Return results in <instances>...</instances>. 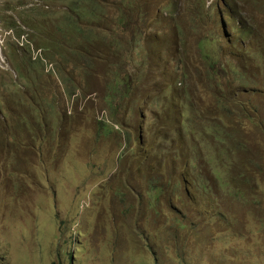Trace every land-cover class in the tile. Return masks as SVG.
<instances>
[{
    "label": "rangeland",
    "instance_id": "1",
    "mask_svg": "<svg viewBox=\"0 0 264 264\" xmlns=\"http://www.w3.org/2000/svg\"><path fill=\"white\" fill-rule=\"evenodd\" d=\"M98 1L0 0V264H264V86L245 84L262 39L226 27L232 0ZM236 3L264 32V0ZM209 119L251 164L204 160L212 192L183 216L144 177L188 160Z\"/></svg>",
    "mask_w": 264,
    "mask_h": 264
},
{
    "label": "trees",
    "instance_id": "2",
    "mask_svg": "<svg viewBox=\"0 0 264 264\" xmlns=\"http://www.w3.org/2000/svg\"><path fill=\"white\" fill-rule=\"evenodd\" d=\"M88 1L94 5L99 4L98 0H88ZM232 2L234 3V6H229L228 10L225 8L226 27L227 28L229 27L228 23L230 21L231 24L233 25L234 31L237 32V35H238L237 39L239 41H242V44L247 41L254 42L256 38L262 39L263 44H258L256 52H252V54L255 55V59H253V61L256 63H260L261 68L263 70L262 69L254 70V74H253L254 76H245L248 78V81H247L248 83H245V84H249L252 87H255L256 92L262 94V92H260L257 87L262 88L264 86V83L259 80V78L263 76H258L260 73H263L264 75V32L259 30L257 27L255 28V24L253 26L248 25L246 23L247 22L246 19H243V17H241V14H240L241 11L239 9V6L236 3V0H232ZM136 7L140 8L141 6L136 5ZM260 34L263 37H260L259 36ZM232 35H233L232 33L228 35V42L230 41V36ZM209 41L210 39L208 40L201 39L198 42V49L200 51L201 56L206 58L209 66L214 69V66L217 64L216 59H214V56L210 52H208L205 48L206 43H208ZM250 58L252 59V56ZM132 79L133 77L131 76H124V77H120L119 79L115 80V82L112 84V87L110 88L111 93L114 94L115 91L117 90V87L120 85H122L127 90V92L130 91L132 87L131 86ZM179 92H181V90H179ZM224 97H225L226 102H229L230 97H231V92L229 91L226 92L224 94ZM245 108H242V110L247 114L248 110ZM190 109L194 112L195 115H200V112L198 111L199 108L192 107ZM101 127H105L104 123H101ZM225 129H226V126L223 121L219 123L216 120L214 121L212 119H209L208 121L205 122L204 130H202V128L200 130L199 135L201 138H199V141L192 142L195 144H192L190 147L191 156L189 155L188 160L186 161L183 160L181 162H175L174 160L170 159L168 164H161V165H159L157 162H154L157 169L151 166L150 173L148 172L147 177H144V179H146V181L149 182L148 186L156 193V199L160 200V194H161L162 196L165 197L166 202H168L169 204L173 202V205H171V207L175 209L178 214L183 213V216L185 215L187 216V212L184 211L183 208H186L188 205L187 202L191 200L188 195L189 191L191 193L192 189L196 188L197 190H199V193L204 197H208L212 192V190H210V185L208 184V182H206L207 181L206 176L202 172H199L200 169L203 168L204 160L206 161L207 164H208V161H210V158H212L216 164L218 161L217 167L218 165H222L221 168L223 170H225V164L227 162L229 163L230 170L233 169V167L235 168L236 165H240L242 168H244V166H248L249 164H251V162L245 159L244 156L242 155L243 149L240 153L242 158L238 157L239 159L237 160H235L229 154L230 150L226 148V143H229V139H227L226 136H223L226 134V133H223V130ZM177 133L180 134V132L177 130L175 132V136H177ZM126 136H128L126 137L127 143L128 145H130L133 142V138H131V135L129 133ZM210 137L215 138V141H214L215 144H213L211 152L203 154L201 153L203 149L202 144L208 143L206 141H210ZM168 142H169V148L173 149L175 145L177 144V138H173V140H168ZM238 143H240V148L245 147L244 143L240 139H238L237 143L233 144L234 147H237L236 145ZM135 144L136 143L134 142V145ZM140 146L141 145L139 144V147ZM142 154H144V152H142ZM165 168L168 169L167 172L163 171ZM122 174H123L122 171H119L118 173L116 172L112 176V179L115 178L117 175H122ZM236 175H237V171H236ZM238 178L239 176L237 175V177L232 178V181L233 179L237 180ZM164 180L166 181V183L160 184V183H163ZM171 180H173L174 182L171 183ZM110 181L111 179L104 186L106 187V190L114 189L115 195H118V196L124 194V192L122 191V188H120L114 180H112L111 183ZM222 183H224V181L219 182V184H222ZM164 185H168V189H164L163 188ZM170 190H172L171 194L173 195V197H175L174 200L170 198L169 196L170 193L168 194ZM182 191H184L185 193L182 194ZM164 192L166 193L164 194ZM128 198H129V195H128ZM150 204L152 205L151 202Z\"/></svg>",
    "mask_w": 264,
    "mask_h": 264
},
{
    "label": "clouds",
    "instance_id": "3",
    "mask_svg": "<svg viewBox=\"0 0 264 264\" xmlns=\"http://www.w3.org/2000/svg\"><path fill=\"white\" fill-rule=\"evenodd\" d=\"M41 58V57H40Z\"/></svg>",
    "mask_w": 264,
    "mask_h": 264
}]
</instances>
